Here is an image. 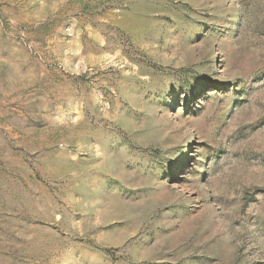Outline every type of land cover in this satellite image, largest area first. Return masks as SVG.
<instances>
[{"label":"rangeland","instance_id":"1","mask_svg":"<svg viewBox=\"0 0 264 264\" xmlns=\"http://www.w3.org/2000/svg\"><path fill=\"white\" fill-rule=\"evenodd\" d=\"M0 264H264V0H0Z\"/></svg>","mask_w":264,"mask_h":264}]
</instances>
